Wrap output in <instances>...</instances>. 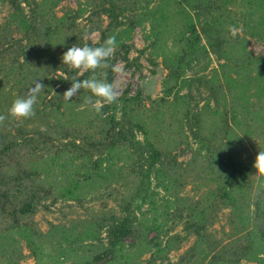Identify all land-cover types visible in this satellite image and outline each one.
I'll use <instances>...</instances> for the list:
<instances>
[{
    "label": "trees",
    "instance_id": "1",
    "mask_svg": "<svg viewBox=\"0 0 264 264\" xmlns=\"http://www.w3.org/2000/svg\"><path fill=\"white\" fill-rule=\"evenodd\" d=\"M62 1L0 0V264H264V56L249 48L264 44V0H76L59 16ZM137 28L148 44L131 59ZM109 35L97 77L147 56L166 71L161 97L128 88L97 111L87 90L63 96L92 74L63 52ZM36 79L34 114L13 116ZM107 199L117 211L96 208ZM55 211L43 229L36 216Z\"/></svg>",
    "mask_w": 264,
    "mask_h": 264
},
{
    "label": "rangeland",
    "instance_id": "2",
    "mask_svg": "<svg viewBox=\"0 0 264 264\" xmlns=\"http://www.w3.org/2000/svg\"><path fill=\"white\" fill-rule=\"evenodd\" d=\"M77 7L76 0H63L58 8L56 9V13L61 16L63 11L68 7ZM11 9L8 4H2L0 2V22H3L6 17H8ZM106 25V21L104 26ZM88 38L92 39L94 42H98L100 39V33L94 32ZM133 45L134 49L130 54L131 59H135L138 56V51L144 49L148 42L144 39V34L141 28H137L133 33ZM249 48L255 53L264 56V44L259 43L253 39L250 40ZM141 68L138 69L136 66L127 67L126 63L123 59H119L116 68L120 69L119 71L116 70L115 82L117 83V90L119 96L128 88L131 89V94L136 93L138 90L142 91L143 97H147V104H150V99H156L163 95V87L162 81L166 75V71L163 69L162 65L154 67L147 59V56L141 58L140 63ZM212 64V65H211ZM211 67L216 66L217 62L213 60V63H210ZM84 69H82L83 71ZM118 96V97H119ZM189 154H186L182 157V159L187 160L189 158ZM190 190V186L188 187ZM107 205V206H105ZM100 206V207H99ZM105 208L108 207L112 211H117L118 207L116 204V200L107 199L101 204V201L96 202V208ZM218 219L215 222V225L212 227L211 232L215 234V238L220 236H224L225 233L231 232V227L227 225L229 223L228 216H229V209H224L218 212ZM60 216V212L55 211L52 213H39L36 216V220L40 223L43 229L48 228V224L50 221H55V217ZM177 232L182 231V226L179 225L176 228ZM153 233V232H151ZM192 239L189 242H186L180 250L175 251L171 254L172 258L176 260L181 252L186 250L191 246ZM149 255H145L144 258H148ZM32 259H27L24 264H32ZM242 264H256L255 262L251 261H243Z\"/></svg>",
    "mask_w": 264,
    "mask_h": 264
},
{
    "label": "clouds",
    "instance_id": "3",
    "mask_svg": "<svg viewBox=\"0 0 264 264\" xmlns=\"http://www.w3.org/2000/svg\"><path fill=\"white\" fill-rule=\"evenodd\" d=\"M118 46L115 35H109L101 44L92 46L89 44L73 43L61 56L62 64L76 69L90 70L91 75L84 79L71 80V86L66 89L63 96L69 100L77 95L81 89L87 90L85 102L92 105L97 111L102 104L118 101L117 83L98 78L96 70L108 64L109 59ZM115 70L120 69L113 66ZM41 79H36L22 96L16 97L10 107V113L17 118H26L34 114L35 104L40 91L45 88ZM254 168L264 173V151H260L254 161Z\"/></svg>",
    "mask_w": 264,
    "mask_h": 264
}]
</instances>
